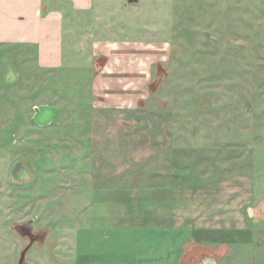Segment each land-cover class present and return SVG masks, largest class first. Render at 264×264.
Masks as SVG:
<instances>
[{"label": "rangeland", "instance_id": "374dc122", "mask_svg": "<svg viewBox=\"0 0 264 264\" xmlns=\"http://www.w3.org/2000/svg\"><path fill=\"white\" fill-rule=\"evenodd\" d=\"M91 12L59 68L0 48V264H264V0Z\"/></svg>", "mask_w": 264, "mask_h": 264}, {"label": "crops", "instance_id": "0c3cea01", "mask_svg": "<svg viewBox=\"0 0 264 264\" xmlns=\"http://www.w3.org/2000/svg\"><path fill=\"white\" fill-rule=\"evenodd\" d=\"M121 3L123 7H127V4L124 1ZM93 7L94 0H0V48H11L12 51L16 52L20 61H23V59L25 61L28 54L27 52L31 50L29 53H34L37 66L40 70L47 71L59 68L63 64V35L65 22L73 21L72 25H75L78 21L79 26H74V28L70 27L69 32L74 33V30H80L76 37V45L77 49L81 51L84 38H93L94 36V33H91L93 25L91 28L89 26L86 28L85 26L86 15L92 13L91 11L93 10ZM106 26H108V24H106ZM111 42L112 41L102 42L98 41V39L93 40L90 57L94 58V61H97L101 60L99 56L105 55V61L108 63L109 60L107 53H102L101 51L103 43L108 44ZM141 43L145 44L146 42ZM33 79L38 80V77L35 76L34 73ZM206 228L219 229L214 228L213 225ZM17 231L21 235L19 230H16L15 232ZM208 237L209 236L206 234L202 235L200 237L201 241L196 243L201 244L202 240H207ZM234 241L235 237H228L218 245H232ZM132 246L137 248L140 244L133 243ZM201 246L206 249L211 248L202 244ZM182 247L183 243L181 242L180 253L172 255L169 253L170 250L168 253H165V255H160V258L166 257L169 260H166L165 262L169 261L170 263V260H175V264H182ZM110 249L111 251H117L118 247L112 245ZM206 252L209 253V256L212 255V251L210 252L206 250ZM133 255L131 261L139 259L136 252ZM87 258L88 254H79L76 257H71L73 261L69 264H78L77 261L81 262L82 260H85V264H87V260L92 261V259ZM143 258L146 259V257ZM197 259L199 258L195 256L193 262H196ZM206 261L207 263L209 262L208 260ZM100 264L110 263L108 261H103Z\"/></svg>", "mask_w": 264, "mask_h": 264}, {"label": "water", "instance_id": "95a60500", "mask_svg": "<svg viewBox=\"0 0 264 264\" xmlns=\"http://www.w3.org/2000/svg\"><path fill=\"white\" fill-rule=\"evenodd\" d=\"M21 229H22V226H21ZM18 230V229H17ZM26 232H28L29 233V231H26ZM29 235V238L31 239V240H33L32 238H33V236L29 233L28 234ZM218 255H215V254H213L212 253V255L211 256H209L208 254H204V255H202L199 259H197V263L196 264H218V262H217V257ZM23 257H24V252H22L21 253V257H20V262L22 261V259H23ZM207 257H209V258H207ZM206 260H208L209 262L207 263V261ZM194 263V264H195Z\"/></svg>", "mask_w": 264, "mask_h": 264}, {"label": "trees", "instance_id": "16d2710c", "mask_svg": "<svg viewBox=\"0 0 264 264\" xmlns=\"http://www.w3.org/2000/svg\"><path fill=\"white\" fill-rule=\"evenodd\" d=\"M212 253V252H211ZM204 254H209V253H207L206 251H204L203 252V254L202 255H204ZM192 255H194V254H191V256ZM201 257V256H200ZM199 258V257H198ZM191 260V257H189V258H187V259H185L184 261H182V264H189V262L187 263L186 261H190Z\"/></svg>", "mask_w": 264, "mask_h": 264}]
</instances>
